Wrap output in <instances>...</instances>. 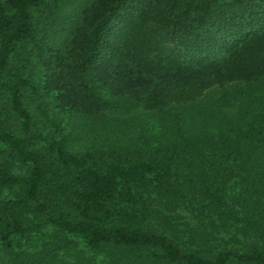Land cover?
<instances>
[{
  "label": "trees",
  "instance_id": "trees-1",
  "mask_svg": "<svg viewBox=\"0 0 264 264\" xmlns=\"http://www.w3.org/2000/svg\"><path fill=\"white\" fill-rule=\"evenodd\" d=\"M24 43L41 85L0 83L11 264H50L72 237L116 264H264V0L0 1V73ZM98 88L146 117L105 112ZM35 219L50 242L27 250Z\"/></svg>",
  "mask_w": 264,
  "mask_h": 264
},
{
  "label": "rangeland",
  "instance_id": "rangeland-1",
  "mask_svg": "<svg viewBox=\"0 0 264 264\" xmlns=\"http://www.w3.org/2000/svg\"><path fill=\"white\" fill-rule=\"evenodd\" d=\"M3 1V0H0ZM39 29L37 30L38 33L40 34L39 30H41L43 24H39ZM32 50V44L24 43L20 45L16 51V53L12 56L10 59V62L6 68L5 71L0 73V83L3 81L6 77H10L12 72H22L23 75L28 76L30 80L35 85H41L42 79H41V68L39 65L36 63L35 57H31L30 60L31 62H26L25 57L29 56ZM31 90V89H29ZM99 92L109 101L113 103V109L106 110L105 112L113 115H118V116H126V117H146V114L144 113V110L139 106L134 104L132 101L123 99V98H117L112 96L107 90L98 88ZM222 89L216 88L213 89L209 94L210 95H215L219 96L220 92ZM32 92V91H31ZM37 96L38 93L35 95L34 93H31L29 95L31 102L33 106L35 107L37 104L39 105V100L37 101ZM8 94L5 89L0 85V112L5 114L7 116L9 112L8 108ZM15 116H12L11 122L12 123H17ZM42 124L39 125L41 128ZM48 130V129H46ZM81 138V137H80ZM79 138V139H80ZM79 141V140H78ZM84 143V141L80 140L76 145V147H81V145ZM86 143V142H85ZM5 145L0 141V148H4ZM24 169V166H18L14 168L15 172L22 173ZM19 187H13V188H2L0 189V200H5L9 198H14L15 194L19 192ZM178 215H180L181 220H180V228L182 231L179 234H181V240L186 242V245L188 246H193L197 247V243H200V241H197V243L191 244L188 239H189V233L186 231L187 228H194L198 229L200 226V221L199 218L196 217L194 214H191L189 211L186 209H179L178 210ZM35 222L37 224L29 230L30 236L32 237V241L29 244H25L24 240H20L22 243V248H26L27 250H36L45 245L47 242H50V234L52 232V225L49 223L40 220L35 219ZM72 237V236H70ZM76 240L77 244L76 246H73L72 244L66 248H62L57 251V260L50 263V264H83L81 259H79V251H82V254L85 256L82 258L84 260V264H116L113 260L109 259L105 255H94L91 251L87 249L85 246L84 242L77 237H72ZM212 243V242H211ZM31 245V246H29ZM228 247L231 244H226ZM203 247L205 246L202 245ZM212 245H208L205 248L211 249ZM12 253L9 252L8 250H5L0 246V264H11L10 261L12 260ZM230 264H235V263H230Z\"/></svg>",
  "mask_w": 264,
  "mask_h": 264
}]
</instances>
